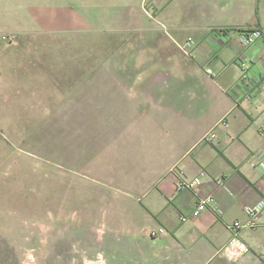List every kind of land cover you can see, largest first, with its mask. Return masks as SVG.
Here are the masks:
<instances>
[{
  "label": "crops",
  "instance_id": "1",
  "mask_svg": "<svg viewBox=\"0 0 264 264\" xmlns=\"http://www.w3.org/2000/svg\"><path fill=\"white\" fill-rule=\"evenodd\" d=\"M0 10V33L119 29L137 35L120 42L116 57L84 60L90 69L73 90L85 95L87 132L71 135L69 144L55 139L54 161L73 177L85 171L102 179V188L88 189L89 198L101 201L102 225L117 234L124 256L139 264L228 260L221 249L233 222H245V206L264 198V170L252 165L257 152L264 162V0H0ZM255 25L262 36L246 48L217 32ZM174 36H192L197 56L184 55ZM240 59L250 60L261 85L251 101L235 106ZM211 129L216 137L207 141ZM195 176L201 179L196 195L212 200L191 217L195 191L178 183ZM258 223L239 230L248 251L233 264L264 256V210ZM159 227L167 232L157 234Z\"/></svg>",
  "mask_w": 264,
  "mask_h": 264
},
{
  "label": "rangeland",
  "instance_id": "2",
  "mask_svg": "<svg viewBox=\"0 0 264 264\" xmlns=\"http://www.w3.org/2000/svg\"><path fill=\"white\" fill-rule=\"evenodd\" d=\"M7 6L5 13L12 11ZM1 34L14 40L0 39V264H139L119 251L117 234L102 225L101 201L89 198L88 189L102 188V179L85 171L73 177L54 161L55 139L69 144L71 135L87 132L85 95L73 90L90 69L84 60L116 57L120 42L137 35L119 29ZM73 178L83 185L75 188ZM258 256L253 264H264Z\"/></svg>",
  "mask_w": 264,
  "mask_h": 264
},
{
  "label": "built area",
  "instance_id": "3",
  "mask_svg": "<svg viewBox=\"0 0 264 264\" xmlns=\"http://www.w3.org/2000/svg\"><path fill=\"white\" fill-rule=\"evenodd\" d=\"M217 32L226 33L231 35V41L237 43L243 48L248 47L253 44L258 38L262 36V29L259 26L252 27H236L233 29L231 27H219L217 28ZM12 36L9 34H1L0 39L7 40L12 42ZM179 48L188 56H197L196 52V41L192 36H188L183 43L176 42ZM240 75L237 80V86L239 90V96H236L234 105H238V101H251L253 98L255 89L259 88L261 83L260 81H255L251 75V62L248 59H240L239 61ZM208 74H212V69L210 67L206 68ZM262 87H264L262 85ZM240 88V89H239ZM244 88V90L242 89ZM241 90V91H240ZM216 133L214 130H209L204 139L207 141H211L215 139ZM261 152H257L255 155L257 157L256 161L252 162L254 167H259L264 170V162L260 158ZM201 183V179L199 176H195L192 178H185L179 180V187H187L195 191V197L197 198V202L192 211L191 217L198 216L203 210L207 208V203L212 200V197L209 195H199L197 192V188ZM264 210V198H261L257 202L251 205L245 206V212L248 215V219L245 222H241L239 220L233 222L231 229L233 230L232 238L223 246L221 249V253L230 261H238L240 258L244 256V254L248 251V247L246 243L240 239L239 230L242 228H255L259 226L258 219ZM182 220H186L187 216H182ZM157 234L166 233L167 230L164 227H159L157 229ZM155 234V233H153Z\"/></svg>",
  "mask_w": 264,
  "mask_h": 264
},
{
  "label": "trees",
  "instance_id": "4",
  "mask_svg": "<svg viewBox=\"0 0 264 264\" xmlns=\"http://www.w3.org/2000/svg\"><path fill=\"white\" fill-rule=\"evenodd\" d=\"M255 26H259V25H255ZM247 27H252V26H247ZM259 27H260V26H259ZM231 28L236 29V27H231Z\"/></svg>",
  "mask_w": 264,
  "mask_h": 264
}]
</instances>
